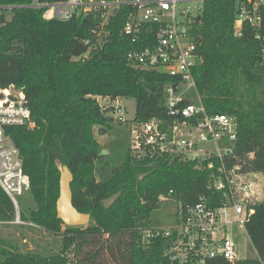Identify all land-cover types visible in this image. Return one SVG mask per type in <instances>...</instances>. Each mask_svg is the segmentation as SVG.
I'll list each match as a JSON object with an SVG mask.
<instances>
[{"label": "trees", "instance_id": "16d2710c", "mask_svg": "<svg viewBox=\"0 0 264 264\" xmlns=\"http://www.w3.org/2000/svg\"><path fill=\"white\" fill-rule=\"evenodd\" d=\"M238 1L203 2L193 31L201 55L193 77L208 114L237 118L236 156L227 159V166L237 165L242 173H264V68L259 66V45L251 33L233 36ZM33 2L0 0V7H12L10 21L0 14V86L14 85L25 93L36 124L33 130L6 129L29 180L34 205L29 221L60 235L61 244L57 253L46 256L19 252L0 239V264H171L164 255V240L143 244V232L150 228L149 216L159 207L161 196L182 206L195 203L201 195L212 196L207 161L203 165L146 162L134 159L129 151L112 178L101 182L94 162L102 155L92 131L98 127L103 133L114 124L112 109L102 110L97 98H132L134 122L156 118L171 123L174 119L165 113L163 92L176 80L126 62V53L138 47L121 33L130 7L113 13L105 41L90 50L84 42L95 43L91 30L98 19L93 14L76 11L66 21L47 20L46 9L32 7ZM213 164L216 168L218 160L213 159ZM65 169L72 176V206L93 222L85 227H66L56 216ZM118 193L105 208L103 202ZM254 209L245 233L257 259L236 264H264V202ZM13 217L12 203L0 188V221ZM205 264L228 263L215 258Z\"/></svg>", "mask_w": 264, "mask_h": 264}, {"label": "built area", "instance_id": "2783aa9c", "mask_svg": "<svg viewBox=\"0 0 264 264\" xmlns=\"http://www.w3.org/2000/svg\"><path fill=\"white\" fill-rule=\"evenodd\" d=\"M205 0H64L48 3L34 0L32 7L45 8V19L69 20L74 12L91 13L98 19L91 34L95 43L85 41L90 50L100 46L108 35L109 18L119 8L130 11L122 35L138 47L126 53V62L135 68L155 71L176 82L164 88L163 99L171 123L152 118L132 120L131 156L139 161H193L211 169L212 196L201 195L193 204L178 205L177 224L168 229H147L143 244L154 238L168 242L165 257L172 264H205L221 258L228 264L240 259L232 238L233 227L245 232L254 214L255 173H242L239 166L228 167L235 158L238 121L235 116L208 114L198 95L193 70L201 62L194 38L196 18ZM233 36L247 30L259 45V66L264 68V0H239ZM12 7H0L10 11ZM87 54L85 55V57ZM174 86V88H173ZM102 110L112 109L113 123H125L120 98H97ZM107 101V102H106ZM102 102L108 103L104 104ZM187 102L184 106L181 103ZM117 115V116H116ZM36 127L25 93L14 85L0 86V188L11 201L14 224H24L20 197L31 201L29 180L23 170L18 149L6 129ZM213 159L219 165L214 168ZM168 199L161 196L160 200ZM29 205V204H28Z\"/></svg>", "mask_w": 264, "mask_h": 264}, {"label": "rangeland", "instance_id": "374dc122", "mask_svg": "<svg viewBox=\"0 0 264 264\" xmlns=\"http://www.w3.org/2000/svg\"><path fill=\"white\" fill-rule=\"evenodd\" d=\"M0 14L4 15L6 21H10L11 11L2 12L0 10ZM120 100L124 106L121 115L126 122L113 124L103 133L99 131L98 127H94L92 131L93 138L101 150L100 155H102V158L94 162L95 176L101 182H107L112 178L113 172L124 162L132 145V120L135 115V101L126 97H120ZM102 103L108 105V103ZM252 181L257 192L256 204L264 202V173H255ZM31 202L27 203L25 196L19 198L21 209L25 211L23 215L24 224H14V217L9 221H0V239L10 242L22 253L35 252L46 256L55 254L59 251L61 236L49 234L29 221L30 211L34 209ZM177 214L178 204L176 201L172 199L160 200L159 207L152 211L149 216L150 229H168L176 226ZM92 223V221L89 222V224ZM62 230H64L63 226ZM232 238L237 246L240 259H257L246 233L240 227H233Z\"/></svg>", "mask_w": 264, "mask_h": 264}, {"label": "water", "instance_id": "95a60500", "mask_svg": "<svg viewBox=\"0 0 264 264\" xmlns=\"http://www.w3.org/2000/svg\"><path fill=\"white\" fill-rule=\"evenodd\" d=\"M199 19L200 17H197L196 21L198 22ZM143 177V175L139 176L138 180L141 181ZM71 181L72 176L70 172L67 169L63 170L59 180V197L56 202V216L66 227H85L89 223V217L86 214L78 213L72 206L70 190ZM118 197L119 193L106 199L103 202L104 207H110ZM167 245L168 242L163 244L164 250L167 248Z\"/></svg>", "mask_w": 264, "mask_h": 264}, {"label": "crops", "instance_id": "0c3cea01", "mask_svg": "<svg viewBox=\"0 0 264 264\" xmlns=\"http://www.w3.org/2000/svg\"><path fill=\"white\" fill-rule=\"evenodd\" d=\"M96 179H97V177H96ZM98 180V179H97Z\"/></svg>", "mask_w": 264, "mask_h": 264}]
</instances>
